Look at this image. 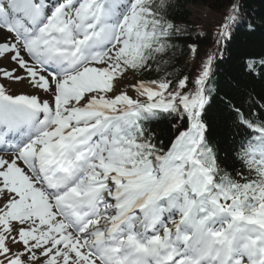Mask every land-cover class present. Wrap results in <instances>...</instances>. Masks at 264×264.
<instances>
[{"label": "snow or ice", "instance_id": "6c2138e0", "mask_svg": "<svg viewBox=\"0 0 264 264\" xmlns=\"http://www.w3.org/2000/svg\"><path fill=\"white\" fill-rule=\"evenodd\" d=\"M228 3L217 44L241 22ZM174 7L0 0V264H264V97H221L216 56L174 76ZM247 67L264 79V57ZM153 122H170L166 144Z\"/></svg>", "mask_w": 264, "mask_h": 264}, {"label": "trees", "instance_id": "16d2710c", "mask_svg": "<svg viewBox=\"0 0 264 264\" xmlns=\"http://www.w3.org/2000/svg\"><path fill=\"white\" fill-rule=\"evenodd\" d=\"M175 7L170 18L175 25L186 29L184 35L175 41L177 51L169 71L174 76L188 75L190 80L197 75V66L206 61L207 56H216L213 65V86H218L220 96L224 92L245 104L250 103L249 96L257 102L264 97V79L258 73L249 75L248 63L264 57V0H240L242 5L241 22L231 29L230 38L217 44L220 25L225 21L229 9L228 0H171ZM199 5L207 9L218 22L214 25L189 26V6ZM195 45L196 52H190ZM166 73L161 72V76ZM150 73L147 79L154 77ZM206 121L209 125L208 136L220 148V156L227 158L228 130L222 122L219 101L213 102L208 110ZM170 122H153L149 125L165 144L168 142Z\"/></svg>", "mask_w": 264, "mask_h": 264}, {"label": "rangeland", "instance_id": "374dc122", "mask_svg": "<svg viewBox=\"0 0 264 264\" xmlns=\"http://www.w3.org/2000/svg\"><path fill=\"white\" fill-rule=\"evenodd\" d=\"M188 10L190 12V17H189L190 25L198 24V26L199 25L209 26L220 22L202 6L199 5L189 6ZM134 82L135 81L133 80V77L129 74H126L125 77H120L118 81L119 84L125 85V87L121 89L122 91L126 92L133 99L142 100L143 97H140L139 94L131 86L132 83Z\"/></svg>", "mask_w": 264, "mask_h": 264}, {"label": "bare ground", "instance_id": "6f19581e", "mask_svg": "<svg viewBox=\"0 0 264 264\" xmlns=\"http://www.w3.org/2000/svg\"><path fill=\"white\" fill-rule=\"evenodd\" d=\"M11 90L17 93L26 92L30 90V86H28L25 82L13 83Z\"/></svg>", "mask_w": 264, "mask_h": 264}]
</instances>
